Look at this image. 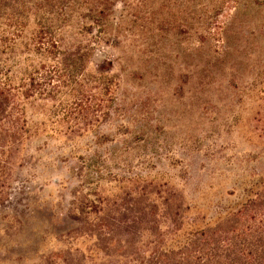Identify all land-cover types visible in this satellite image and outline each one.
I'll use <instances>...</instances> for the list:
<instances>
[{
  "label": "rangeland",
  "instance_id": "374dc122",
  "mask_svg": "<svg viewBox=\"0 0 264 264\" xmlns=\"http://www.w3.org/2000/svg\"><path fill=\"white\" fill-rule=\"evenodd\" d=\"M72 4L61 49L21 57L42 92L6 152L0 264L193 233L264 195V0ZM4 58L0 90L21 76Z\"/></svg>",
  "mask_w": 264,
  "mask_h": 264
},
{
  "label": "trees",
  "instance_id": "16d2710c",
  "mask_svg": "<svg viewBox=\"0 0 264 264\" xmlns=\"http://www.w3.org/2000/svg\"><path fill=\"white\" fill-rule=\"evenodd\" d=\"M72 1L0 0V55L12 67H17L21 75L18 86L14 82L12 88L0 90V124L4 116L9 119L8 130H0V165H3L0 166V189L4 187L1 175L7 163V151L19 148L24 135L23 100L40 96L42 92L38 78L33 76L32 84H27L30 80L25 65L27 58L21 57L29 52L50 53L61 49L64 34L72 28ZM7 105L9 112H6ZM103 228L96 232L99 238L108 235ZM91 231L82 227L61 236L70 239L76 233L77 239L85 237L84 241H88ZM154 233L163 239L134 248L111 247L103 239L99 250L105 254L100 257L90 251L86 254L80 251L73 246L72 239L63 249L43 254L39 264H264V195H256L239 210L218 214L217 221H209L196 232L175 229ZM111 249L121 251L120 259L108 258L106 252Z\"/></svg>",
  "mask_w": 264,
  "mask_h": 264
}]
</instances>
